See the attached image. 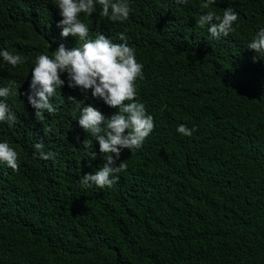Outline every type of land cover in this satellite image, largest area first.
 Instances as JSON below:
<instances>
[{"label": "trees", "instance_id": "16d2710c", "mask_svg": "<svg viewBox=\"0 0 264 264\" xmlns=\"http://www.w3.org/2000/svg\"><path fill=\"white\" fill-rule=\"evenodd\" d=\"M128 2L123 22L101 17L98 3L80 14L90 38L123 43L124 34L134 48L144 77L136 100L155 125L142 147L122 149L126 170L101 189L80 183L104 160L76 101L106 120L118 109L68 87L63 73L56 112L38 121L28 101L35 59L78 41L61 36L55 0H0V51L26 58L13 67L0 57V87L14 82L15 91L0 100L16 115L0 122V142L19 164L0 162V264H264V58L253 62L246 47L264 27V0H216L209 9L206 0ZM228 7L238 20L227 37L196 26L201 14ZM180 124L196 131L183 136ZM39 142L51 158L36 152Z\"/></svg>", "mask_w": 264, "mask_h": 264}, {"label": "clouds", "instance_id": "9594fccd", "mask_svg": "<svg viewBox=\"0 0 264 264\" xmlns=\"http://www.w3.org/2000/svg\"><path fill=\"white\" fill-rule=\"evenodd\" d=\"M215 2L216 0H206L201 4V9H209ZM96 3L102 6L101 17L113 22H123L129 18L131 9L128 0H55L62 17L57 24L62 29L61 36L76 38L78 46L69 50L60 44L51 57L46 54L36 57L31 72V94L28 95V101L35 109L38 121L43 120L45 111L55 113L57 109L51 103V98L56 95L57 88H62L65 84L61 76L66 73L68 87H79L84 92L91 90L93 97L118 109L106 120L103 113L93 105L81 107V103L74 97L69 98L77 103L80 127L99 142V152L103 154L104 160L94 173L83 175L81 186L90 188L95 185L103 189L113 187L119 179L117 174L127 168L126 161L117 163L122 149L134 152L142 147L155 125L154 118L147 113L145 105L136 100V81L144 77L143 65L137 62L134 48L128 45L124 34L119 36L123 43H114L102 33H96L95 38H90L88 26L80 19L81 13L91 16L96 11ZM175 3L187 5L188 0H175ZM237 20L238 14L228 7L222 16L213 11L201 14L196 26H208L210 35L219 39L222 35L227 37L235 31L233 25ZM246 47L256 53L252 57L253 62L264 58V27L259 28ZM0 57L13 67L26 62L25 57L7 49L0 51ZM13 83L0 87V97L15 95ZM5 121L11 125L16 121V115L9 110L4 100H0V122ZM48 131L51 129H45L46 134ZM195 131V128L189 129L185 124H180L177 128L179 134L188 137ZM83 145L87 147L88 140ZM33 147L42 159L47 160L53 155L51 152L45 154L43 142L36 143ZM96 158L97 153L94 152L93 159ZM0 162L6 163L14 171L19 170L18 153L8 142H0Z\"/></svg>", "mask_w": 264, "mask_h": 264}]
</instances>
